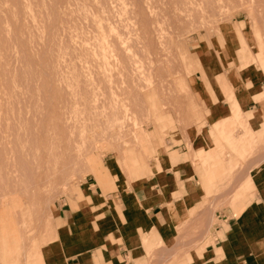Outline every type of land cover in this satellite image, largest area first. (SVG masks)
<instances>
[{"label":"rangeland","instance_id":"rangeland-1","mask_svg":"<svg viewBox=\"0 0 264 264\" xmlns=\"http://www.w3.org/2000/svg\"><path fill=\"white\" fill-rule=\"evenodd\" d=\"M256 72L264 77V0H0L3 255L12 264L37 257L54 238L58 204L71 203L97 164H113L127 181L120 156L153 163L165 151L164 163L186 145L209 190L236 186L233 170L244 171L264 136L253 132L257 123L246 119L228 77L257 81ZM201 88L233 110L204 132L213 147L232 119L219 154L209 150L228 168L215 179L192 155L209 126ZM232 158L239 162L226 165ZM250 187L248 177L237 189Z\"/></svg>","mask_w":264,"mask_h":264},{"label":"crops","instance_id":"crops-1","mask_svg":"<svg viewBox=\"0 0 264 264\" xmlns=\"http://www.w3.org/2000/svg\"><path fill=\"white\" fill-rule=\"evenodd\" d=\"M236 75L227 77L244 115L256 121L253 132L264 136V106L259 101L264 98V77L256 72L255 81ZM200 92L209 110V126L192 141V155L210 166L207 173L215 179L228 169L214 156L219 154L221 131L232 119L219 126L213 147L204 132L210 136L216 120L233 117V110L222 96L211 97L202 88ZM212 148L217 153H210ZM253 149L255 143L247 144V151ZM160 153L154 165L137 153L117 157L121 172L135 184L128 178L129 183L120 181L113 164L104 169L97 164L83 188H73L71 203L58 204L53 240L37 257L24 256L20 264H264V149L248 159L241 174L233 170L236 186L221 193L208 189L203 168L187 156L186 145L173 149L164 163L165 151ZM238 162L232 158L225 164ZM146 173L152 177L139 178ZM248 177L252 187L238 192L237 186ZM209 199L211 205L206 203ZM0 264H8L1 246Z\"/></svg>","mask_w":264,"mask_h":264},{"label":"bare ground","instance_id":"bare-ground-1","mask_svg":"<svg viewBox=\"0 0 264 264\" xmlns=\"http://www.w3.org/2000/svg\"><path fill=\"white\" fill-rule=\"evenodd\" d=\"M232 94H233V93H232V91H231V92L229 93V96H231ZM259 101H261V103L264 104V98H260ZM243 123H244V121H243ZM251 130H252V129H251ZM250 132H251V131H250ZM0 171H1V170H0ZM10 172H11V171H10ZM5 173H6V172H5ZM39 173H41V171H40ZM2 174H4V173H2ZM0 175H1V174H0ZM6 175H8V174L6 173ZM43 175H44V174H43ZM1 176H2V175H1ZM1 176H0V177H1ZM38 176H39V175H38ZM6 177H7V176H6ZM35 177H36V176H35ZM1 178H2V177H1ZM41 178H42V177H41ZM41 178H40V179H41ZM42 179H43V178H42ZM9 181H10V180H9ZM7 182H8V181H7ZM45 183H46V182H45ZM9 185H10V184H9ZM44 191H45V190H44ZM10 258H11V256L8 255V256H7L8 264H12V261H11Z\"/></svg>","mask_w":264,"mask_h":264}]
</instances>
